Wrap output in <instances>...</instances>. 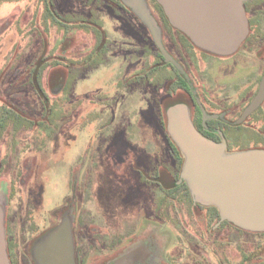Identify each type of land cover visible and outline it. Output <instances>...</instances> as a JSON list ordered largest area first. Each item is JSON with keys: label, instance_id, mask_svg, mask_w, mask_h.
<instances>
[{"label": "rangeland", "instance_id": "1", "mask_svg": "<svg viewBox=\"0 0 264 264\" xmlns=\"http://www.w3.org/2000/svg\"><path fill=\"white\" fill-rule=\"evenodd\" d=\"M49 1L0 0V209L33 263L47 238L65 229L82 264H264V232L222 221L216 209L215 218L190 193L164 196L160 188L173 187L164 177L176 172L171 145L178 150L167 110L178 106L184 123L190 109L185 93L169 95L171 79L182 76L197 101L219 114L226 89L247 72L244 63L231 66L226 55L200 49L215 44L196 47L168 20L162 24L150 6L159 0L143 2L169 61L129 0H51L66 20L74 15L65 31L52 25ZM258 1L257 58H242L253 76L264 73ZM92 18L104 36L101 57L92 55ZM38 62L46 63L40 84L50 119L32 85ZM171 100L178 103L166 108ZM5 109L32 126L8 121ZM256 119L235 128V145L264 150L253 140L264 141V107Z\"/></svg>", "mask_w": 264, "mask_h": 264}, {"label": "water", "instance_id": "2", "mask_svg": "<svg viewBox=\"0 0 264 264\" xmlns=\"http://www.w3.org/2000/svg\"><path fill=\"white\" fill-rule=\"evenodd\" d=\"M122 1L127 3V0ZM129 1L153 35V41L159 46L165 61H169L159 45L158 28L143 0ZM158 4L171 26L182 32L196 47L197 43H212L217 49L210 51L198 47L204 51L230 54L247 34V22L240 1L159 0ZM227 49L230 51L226 52ZM263 97L264 79L241 119L253 112ZM185 108L188 118L184 123L178 106L167 110L166 116L167 133L182 158L180 181L186 183L193 201L214 207L222 221L245 231L264 232V150L228 152L225 144L211 142L194 130L190 109ZM4 211L3 205L0 209V264H8ZM38 251L37 264H74L72 241L65 229L53 232Z\"/></svg>", "mask_w": 264, "mask_h": 264}, {"label": "flooded vegetation", "instance_id": "3", "mask_svg": "<svg viewBox=\"0 0 264 264\" xmlns=\"http://www.w3.org/2000/svg\"><path fill=\"white\" fill-rule=\"evenodd\" d=\"M238 1L241 2V5L244 10L247 27H248V33L246 34L242 42L239 43L238 46L234 50H232L230 54L222 58L217 56L215 57L216 59L219 58L223 59L231 66H236L238 64L244 63L247 72L245 74L238 75L240 79L238 81H235L234 85H230L229 88L226 89V95H224V98L221 103L223 105V109H222L223 111L222 112L219 111L220 112L219 114L209 113L210 107L208 108V106L202 103L199 98L197 101L192 88L189 87L192 94L191 97L183 91V93H185V95L188 98V102L191 110L190 116L194 128L203 137L210 140L211 142L217 144H222V143L225 144L226 150L228 152H237V151L249 149L240 146L239 143L237 146L232 142V141L236 142L234 135L236 131L239 130L235 128H245L246 126L252 125V123L255 121L258 122L256 117L258 116V112H260V110H262L264 107V100H262L260 105L253 112H251L250 114H248L247 116L241 119L244 111L254 100L261 85V82L264 79V73H262L261 75L255 74V76H253L251 73L252 65L247 64L246 60L245 61L242 60V58H249V57L257 58V55L254 53L258 48V46L260 45V40L258 39L259 37L258 32L260 31L261 27L258 25L259 22L258 17H260V15L263 14L262 12L263 2H260L258 0H238ZM47 5L50 10L49 15L51 16L50 21L52 25L59 29L61 28L62 25L64 28L63 30L64 31L67 30L68 27L66 26L70 25L69 23L70 20H66L64 16L59 15L60 13H58L55 10V8L53 7V2L51 0L47 2ZM150 6H151V10L155 12L154 4H150ZM182 79L185 80L184 78ZM185 81L187 82V80ZM207 102H210L208 104L209 106L211 105H214L213 107L219 106V104L216 103L214 100L207 99ZM230 112H236L237 114L234 117V115L229 114ZM229 123H232L233 125L231 126ZM168 140H169L168 142L172 144L169 138ZM171 146H172L171 155L173 157L174 168L176 172L175 173L171 172L169 173V175H165L164 178L167 180L170 178V180L173 183L172 184L173 187H171L170 189H168L167 187L166 188L160 187V188L163 191L164 196H168L170 192L176 193L177 191L181 190L183 197L189 198L190 195L186 184L184 182H180L179 180L182 158L179 155L178 150L177 152L175 151L176 148L173 146V144ZM196 205H198L200 208H205L209 214L215 217L213 212L210 210V207H205L199 204ZM4 228H5L6 253L9 260V264H34L33 261L30 259V256L26 250V245L23 244L25 245V247L23 248L21 244L22 243L21 239L18 238L16 232H13L11 228L5 227V225ZM74 259H75V264H82L81 253L78 252L76 247L74 249Z\"/></svg>", "mask_w": 264, "mask_h": 264}, {"label": "trees", "instance_id": "4", "mask_svg": "<svg viewBox=\"0 0 264 264\" xmlns=\"http://www.w3.org/2000/svg\"><path fill=\"white\" fill-rule=\"evenodd\" d=\"M154 10H155L156 14L158 15V18H159L160 22L162 24H164V25H168L167 19H166L164 13H163L161 7L159 5H157L156 3H154ZM74 22H75L74 15H72L71 18H70V24H72ZM88 24L89 25L87 27V30L92 31V33L95 36V40H96V43L94 44V48L92 50V55L95 54V56L101 57L102 53L105 51V43H104V40H103V37H104L103 36V32H101L99 29H97L95 27L96 25L97 26H100V25L98 24V22H96L94 20V18H92L91 21H88ZM60 29H64L62 25H61ZM45 64L46 63L42 64L40 62L36 63L34 65L33 69L31 70V76L33 77L32 78V85H33L34 91H35L36 96L38 97V99H40V101H41L43 110L45 111V113H44L45 117L50 119V115L53 112V109L48 106V104H49L48 98L46 97L45 93L43 92V90L41 88V84H40V75L42 73V70H44V68H45ZM175 77H176V80L174 82L172 81L170 83V85L168 86L169 95H173L177 91H182V92L184 91L185 93H187L191 97L192 96L191 90H190L187 82L185 80H183L179 76H175ZM171 80H173V79H171ZM69 83L70 82L67 80L65 88L69 87ZM175 103H178V102L174 101V100H171V102L166 104L165 107L167 108V107H169V106H171V105H173ZM5 114H6L5 118L8 121H11L13 123L15 122V123L19 124L22 127H24V126L31 127L32 126L30 124L31 123L30 121H28L25 118L19 117L17 114H14L11 109H5ZM38 125H42V124L39 123ZM254 142H255L254 146L261 145V147L264 148V141L262 139V136L256 135V137H254ZM175 151L177 152V149H175ZM210 210L217 217V212H216L215 208L214 207H210Z\"/></svg>", "mask_w": 264, "mask_h": 264}]
</instances>
